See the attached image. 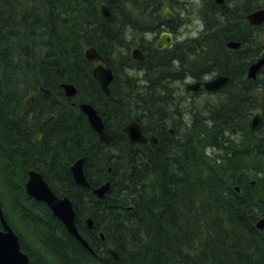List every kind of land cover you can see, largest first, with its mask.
I'll list each match as a JSON object with an SVG mask.
<instances>
[{"label":"trees","instance_id":"1","mask_svg":"<svg viewBox=\"0 0 264 264\" xmlns=\"http://www.w3.org/2000/svg\"><path fill=\"white\" fill-rule=\"evenodd\" d=\"M99 1L38 0L36 15L34 12L36 18L30 20L25 0H0V171L2 168L6 171L13 170L23 183L27 169L33 165L42 172L57 194L67 195L78 203L83 216L94 217L97 229L102 227L106 234L119 237L120 243L126 240L140 242L137 236L143 233L144 242H141L139 250L133 252L129 260H119L117 264H167L171 259L179 260L175 244L185 247L193 238L199 242L196 254L208 256L207 264H264V228L257 227V221L264 217V141L261 142L264 140V132L259 127L253 130L247 126L246 141H230L228 137L229 142L225 145L220 144L218 140L226 136L227 132L234 133L237 112L225 114L218 111L201 119L199 115L194 114L183 129L178 125L173 133L167 127L155 132L144 127L140 122L144 108L125 117V124L130 118H136L141 123L143 133L146 136L151 132L155 133L157 142L136 143L133 146L139 149L136 155L134 151L126 148L129 145L125 141L118 150L125 154L124 166L103 162L102 170L96 173L85 172L91 186H95L104 181L106 165L112 166L108 176L112 177L113 182L104 199L107 202L119 198L113 192L122 187L118 182L119 175L125 176L127 173L132 183L123 184L124 192L130 191L132 197L138 195V200L142 199V204L146 206V216L140 217L138 227L131 228L120 216L112 219L111 224L101 222L107 213L106 210L99 207L93 212L84 205L83 196L91 191V187L80 186L82 192L76 196L69 191L70 185L66 181L65 172L70 174L71 162L83 154H91L90 160L104 161L99 147L93 150L85 149L81 140L82 127L75 124L76 111L61 97L62 82L73 83L77 88V93L69 99L71 103L86 100L97 102L98 97H107L97 80H94L97 90L84 84V76L92 77V68L95 65L94 61L86 58V47H97L111 66L113 79L109 86L110 95L117 93L116 73H119L118 68L125 63L141 65L153 76L155 73L151 71V67L161 66L160 72L162 77L165 76V83L158 87L148 84L141 87L147 98L145 107L149 109L159 104L153 97L156 89L158 92L171 89L170 85L166 87L168 79L172 82L188 75L184 74L183 66L196 69L198 63L205 62L208 71L211 67L210 62L202 58L182 63L180 73L171 72L168 76L173 69L171 65L177 62L172 56L176 48L185 47L188 42L177 43L171 49H157L155 39L142 37V40H149L151 45L146 47L142 42L138 44L146 57L143 60L132 57L130 48L135 43L127 41L125 30L142 33L150 29L151 33H160L162 28L157 18L159 16L163 19L160 11L168 0H146L147 7H142L140 0H104L110 8L109 16L101 14ZM247 6L249 10L252 9L250 2ZM95 7L101 19H98L97 25H92V20L98 17V13L94 11ZM63 15L65 19L71 18L63 20L64 30L60 29L59 23ZM73 20L79 23V28L85 30L88 37L83 32L75 31L72 27ZM115 26L118 27L116 32ZM206 26L207 29L203 33L211 32L213 26ZM221 32L218 28V33ZM226 40L225 36H213L209 39V44L212 47L214 41ZM33 44L36 45L35 49L28 51L29 45ZM22 49L25 52L22 53ZM153 49L160 53L166 62L162 60L160 64H154ZM24 54L27 55L26 58L23 57ZM222 59L223 57L218 56L219 62L215 63L224 64ZM241 62L242 66L249 64L245 59ZM218 68L222 69L220 66ZM223 71L228 73L229 67L228 70H219V73ZM136 74L144 75L141 71ZM33 78L39 79L44 89L52 92L49 94L45 90L41 91L34 102L26 104L24 99L30 92L27 86L33 87ZM174 95L175 92L172 91V97ZM42 98L50 99L51 103L47 102V108L40 112L37 103ZM115 101L118 107H126L131 99L122 92V97L116 98ZM153 101L154 103H150ZM261 102L264 106V99ZM168 103L176 107L177 100L171 99ZM251 104L254 106V102ZM52 108L56 110V115L45 125L40 146L34 147L31 141L33 127L39 123L41 116L49 114L46 112ZM147 118L151 122L156 120L153 115ZM104 124L106 128L108 125L105 119ZM120 126L121 121H113V141L117 134L114 131ZM90 130L89 135L97 140L95 132L91 128ZM123 134L126 136L125 132ZM253 180L255 184H251ZM235 185L240 187L239 191ZM244 186L246 187L243 188ZM246 192L250 193V199L247 198ZM33 204L34 207L29 208L35 211L32 241L42 242V247L35 253L43 252L44 255L29 264H88L91 256L81 248L71 257L56 254L59 251H54V244L49 239H54L53 232L55 233L56 229L60 234L57 242L64 245L75 242L79 245V241L66 231L62 222L56 221L54 227L47 221L45 210L48 208L45 205L38 202ZM147 214L154 218L157 226L146 223ZM79 229L84 234L85 229L81 225ZM135 253L137 256H134Z\"/></svg>","mask_w":264,"mask_h":264},{"label":"bare ground","instance_id":"2","mask_svg":"<svg viewBox=\"0 0 264 264\" xmlns=\"http://www.w3.org/2000/svg\"><path fill=\"white\" fill-rule=\"evenodd\" d=\"M242 0H226V3L217 4L214 2V0H197L198 6L196 7V4L193 3L189 7H181L179 9L181 15H185V13H188L190 16H198V18H201L200 13H204L206 17H210L212 20H214L216 23L221 25H229L230 22L232 23V28L218 33V30L213 32H207L203 33L201 36H186L187 39H184L182 42H179V44H182L184 42H188V44L185 47H177L173 56V60L177 61L176 64L171 65L173 68L169 73H180L181 71V65L186 64L188 62H194L198 59H206L210 62V69L208 71V66L205 64V62L198 63V65L195 67L196 69L190 67V66H183L184 68V74H188L183 79H175L172 80L168 79L166 87L170 85V88L172 89H165L162 92H158V90L154 91V101H158V105L152 106V108L145 107L146 105V95L144 94V90L141 88L142 85H149V86H155L158 87L159 85H162L165 83L164 77H162V73L160 70L162 67H151V71L155 73V76L150 74V72L143 69L141 65H130V63H125L121 67L118 68L119 73H116V78L118 79L116 82V91L114 95H110V89L105 95L107 97L105 98H97V102L92 100H86L79 103L73 102L71 103L69 101L70 97L63 87V84H72L69 82H62L60 85V88L62 89V99L69 102L71 104V107L75 109V116H76V125L80 124L82 127V142L85 144V149H95L99 147V151H101L102 156L104 157V161H97V160H90L91 154L88 156L86 154H83L76 158L73 162L69 164V173H66V181L69 187V191L73 195H77L79 192H82V187H91V191L89 193H86L83 196L84 205L87 209L93 210V212L98 209L99 207L106 210V215L101 222H106L107 224H111V220L116 218L117 216H120V219L124 221V223L129 224L131 228H135L140 226L141 222V216H146L144 209L146 208L145 204H142V199L138 200V195H134L132 197L130 191L124 192L125 185L127 182L130 184L132 181L129 179L127 173L125 176L123 174L119 175V184H122L121 189L118 188L114 193L115 196L119 197L116 200H111L107 202L104 200L106 198V195L110 189H108L103 196H100V192L96 193V189H100L102 186H104L107 182H110L112 184V177L108 176V173L111 172L112 166L106 165V171L103 173V180L101 183L95 186H91V182L87 177V174L85 171H88L90 173H96L103 169V162L113 164L117 163L121 166H124V157L125 154L122 152H119V146H121L123 142L128 143V147H126L129 151L136 153V155L139 153V149L134 148L133 146L135 144H132L128 137H126L123 132H125V127L131 122L136 121L141 129V123L144 127H146L149 130H152V132H155L156 130H164L167 128H173L175 129L176 126H180L182 124H186L191 121L192 116L194 114L199 115V119L201 118H207L213 113L216 114V112L221 111L225 114L232 112H237V121L234 123V128L232 132H227L226 136L220 137L219 143L220 144H227L229 142L228 137L230 141L233 139H237L240 141H246L245 137V128L247 126H250L255 115H258L260 117V130L264 132V106L261 102L262 99H264V61L260 65L259 73L255 76H250L248 74V68L258 63L261 60H264V21L261 23H252L247 18L248 22L246 21L245 27L242 30L236 29L237 25L241 20L239 21V18L234 15L232 21H231V11L237 7V4L241 2ZM255 2L257 0H254ZM98 2V0H97ZM27 9L29 10L28 19L32 20L33 18H36V7L38 0H25ZM108 5L104 0L99 1V11L104 16L105 15L102 11V5ZM109 7V5H108ZM110 10V8H109ZM94 11L98 13V17L92 20V25H97L99 23L98 19H101L99 12L97 11L96 7L94 8ZM35 12V15H34ZM110 14V13H109ZM163 16V15H162ZM200 16V17H199ZM71 18H64V15L61 17L60 29L64 30V23L63 20H68ZM245 20V19H244ZM243 21V20H242ZM157 22L161 26L162 30H165L167 28L176 27L178 28L180 26V22H178V19L174 16L170 19L163 16V19H161L159 16L157 18ZM73 28H75V31L83 32L85 36L88 37L86 34V31L82 28H79V23L73 20ZM131 28V27H130ZM69 29V28H68ZM94 30L93 28H91ZM118 27L115 26V32L117 31ZM69 31V30H68ZM67 32V31H66ZM235 33V35H238V38H235L240 43L238 48L232 49V47H229L228 45L224 44L223 42L214 41L213 46L209 44V39H211L213 36L218 37H227L229 34ZM125 35L127 41H137L135 45L139 44V41L142 40V37L147 39H156L160 36V33H151L150 29L142 33H134L133 30H125ZM149 35H151L149 37ZM148 36V37H147ZM198 37V38H196ZM66 38V36H65ZM232 41V40H230ZM178 42V41H177ZM193 42V43H192ZM26 46V45H25ZM36 45H29L28 51L31 49H35ZM221 47V48H220ZM27 49V48H26ZM241 49V50H239ZM85 50V49H84ZM25 52L24 49H22V53ZM28 54V53H27ZM223 57L222 61L224 64H218L215 63L218 56ZM26 54L23 55L24 58H26ZM153 61L154 64H160L162 60H165L162 58V55L160 53H156L155 49H153L152 52ZM165 58H167L165 56ZM233 59V60H232ZM247 60L248 67L245 68L244 72H241V66L243 62L242 60ZM183 61V62H182ZM166 62V60H165ZM219 62V61H218ZM238 62V63H235ZM221 63V61H220ZM147 64H150V62H147ZM146 64V67H148ZM209 64V63H208ZM238 64V65H237ZM209 65V66H210ZM215 65L220 66L222 69L216 67ZM145 67V68H146ZM229 71L226 72H220V74H224L228 78V83L225 84L224 87H217L210 89L206 84L213 81V79H204L203 83L205 88L202 89V91L194 92L188 89V87H184L183 90H178L173 88V83H175L176 80H185L187 78H206L203 75L206 74H214L219 73V70L226 69ZM93 70V68H92ZM134 71H141L144 75H138L136 73H133ZM199 71H202L201 73ZM131 75V76H130ZM42 78H40L41 80ZM145 79V80H142ZM39 79L33 78V87L27 86L29 88V93L26 95L24 102L26 103V100L28 98H31V100L28 103H32L36 100L37 96L39 95V92L46 91L49 94L52 92L49 89H44L45 87L42 85L41 81H38ZM85 85L88 88L92 89H98L97 84L94 80L93 74L92 77L84 76ZM75 86V85H74ZM37 87V88H36ZM76 88V86H75ZM172 91L175 92V95L172 97ZM122 92H125L127 96H130L131 102L130 104L126 105V107H118L116 98L122 97ZM255 92H258V94H253ZM77 93V88L76 92ZM74 94V95H75ZM73 95V96H74ZM255 95L256 97H254ZM111 96V98H110ZM200 97L204 100L205 108L201 109L204 105L199 102ZM171 99H176L177 104L176 107H171V105L168 103ZM45 102H43V101ZM39 103H37L38 109L41 111H44V109L47 108V104L51 103L49 100H44L42 98ZM150 102V103H154ZM48 102V103H47ZM252 102H254V106H252ZM26 103V104H28ZM85 103L88 106H90L94 111L95 114L101 118L103 121L104 119L107 122L108 126L105 128V134L108 135L110 138L107 140H102L100 137V134L97 132V130L93 127L92 123L89 121L88 115L82 110L81 105ZM36 106V105H35ZM201 106V107H200ZM79 108V109H78ZM141 108H144L141 112L142 120L139 122L136 118H130V120L125 124V117H128L129 115H132L135 111V113H138ZM80 112H79V111ZM256 110H259L256 112ZM149 111V112H147ZM49 114H43L39 120V123L34 125L33 131L31 133V141L34 147H39L41 144V140L43 139L44 133H45V125L49 122V120L56 115L55 109L48 110ZM150 113V114H149ZM84 114V115H83ZM156 118V120H152V122L147 118L148 116H152ZM86 119H85V117ZM135 117V116H132ZM121 121V126L116 128L115 134L116 139L115 141L112 140L113 138V131L111 130L113 125V121ZM123 121V122H122ZM125 124V125H124ZM44 125L43 134L41 137L38 138L39 130ZM75 125V126H76ZM90 128L95 132V135L97 137V140L90 136ZM123 130V131H122ZM150 133L149 136H147L146 141L142 143H148L151 140V137H155V133ZM226 132V131H225ZM90 136V137H89ZM232 139V140H231ZM157 142V138H156ZM133 147V148H132ZM119 152V153H118ZM168 156V155H167ZM166 156V159L168 157ZM165 159V158H164ZM82 160V176L85 177L87 181V185L84 186L76 180V177L72 171V166L77 163L78 161ZM166 161V160H165ZM15 164V163H14ZM16 165V164H15ZM20 167V165H18ZM35 170L42 174L41 171L38 170L37 167L30 165V167L27 169L24 182L22 183L19 178L17 177L16 173L8 169L6 171L5 168H2L0 171V229H3V221L7 223L9 227L13 229V231L16 233L21 251L26 255L28 258L29 263L35 262L39 257L43 256V252L35 253V251L42 247L41 243H34L32 241V235H33V228L35 226L34 220H35V211L33 209L34 204L33 202L42 203L45 205L48 209L45 210V215L47 221L55 227V222L60 221L62 222L61 216L57 215L53 209L49 206L48 203H46L43 200L35 198L33 195H30L27 190V185L30 178V171ZM43 175V174H42ZM44 176V175H43ZM262 177H264V173L262 174ZM255 181H252L251 184H255ZM241 185V181H240ZM114 185H112L113 187ZM244 186L243 188H245ZM53 189V188H52ZM73 189V190H72ZM247 198L250 199V193L246 192ZM123 198V199H122ZM135 198L137 201H135ZM126 199V201H124ZM33 201V202H32ZM74 207H75V224L78 228L80 234L88 244V247L83 245L79 242V245L75 242H71L69 245H64L62 243L57 242V238H59L60 234L58 233L57 229L55 230V233L53 232L54 239L49 238L51 243L54 244V251L56 252V249L59 251V253H56L58 256L65 255V257H71L72 254L79 250L80 248L84 251H86L91 258L88 260V264H117L119 260H129L133 252H136L141 247V242H144L142 239L144 237L143 233H139L137 238L141 240L140 242H133L132 240L123 241L120 243V238L116 237L114 235L106 234L102 227L96 228L95 219L91 215L83 216L80 211L79 204L74 201ZM28 209V210H27ZM135 209V210H134ZM89 220L93 222L92 226L88 225ZM63 223V222H62ZM146 223L151 224L153 226H157L154 222V218L150 217V215L147 214L146 217ZM47 226V222L45 223ZM49 225V224H48ZM64 225V223H63ZM82 226L84 230V234L80 231L79 226ZM66 231L73 236L67 227L64 225ZM93 241H91V239ZM177 247V255L180 258L179 260L171 259L167 261V264H187V263H194V264H207L208 262V256L203 257L200 254H196L198 252L199 242L196 240V238H193L189 242L185 244V247L179 244H175ZM142 251V250H141ZM134 256H137V253L134 254ZM243 264H248L247 262H243Z\"/></svg>","mask_w":264,"mask_h":264},{"label":"water","instance_id":"3","mask_svg":"<svg viewBox=\"0 0 264 264\" xmlns=\"http://www.w3.org/2000/svg\"><path fill=\"white\" fill-rule=\"evenodd\" d=\"M102 11L105 15H109L110 10L108 5H102ZM164 16L168 19L172 18L173 14L171 13L170 9L166 6L164 8ZM247 18L252 23H261L264 21V9L255 10L247 15ZM173 34L169 31H163L159 37L157 42L158 48H163L165 45L171 47L174 45ZM239 42L230 41L228 43L231 47H238ZM133 57L136 59H143L144 54L140 48H134L132 51ZM85 55L89 60H98L100 61L94 68H93V76L96 78L102 89L105 92L109 91V83L113 78V73L111 67L105 63V59L103 55L99 52L98 48L96 47H89L85 51ZM264 60L259 61L256 64H253L249 67V75L255 76L257 71L260 68V65L263 63ZM227 80V77L219 76L213 79L212 82L206 84L210 89L217 88L221 84H223ZM198 83L193 84L190 86L193 88H197L196 86ZM65 92L72 96L76 92V88L72 84H63ZM31 98L26 100L28 103ZM82 110L88 115L89 121L92 123L93 127L97 130L100 134L102 140H107L110 137L105 134L104 131V124L101 118H99L95 111L88 106L87 104L83 103L81 105ZM260 121L259 116H255L252 121V127H256ZM44 125L39 130L38 138L41 137L43 134ZM125 131L128 135V138L132 144L136 142H144L146 141V137L143 135L140 125L136 121H131L126 127ZM151 141H155V137H151ZM82 163L83 161L80 160L72 166V171L76 177L78 183L86 186L88 183L85 177L82 176ZM110 182H107L104 186L100 189H96L95 192L99 193L100 196H103L105 192L109 189ZM27 190L30 195H33L35 198L45 201L49 204V206L53 209V211L61 216L62 222L65 224L69 232L75 236L80 243L88 247V244L80 234L78 228L75 224V208L72 201L67 197H60L58 196L54 190L50 187L48 182L44 179L43 175L35 170L30 171V178L27 185ZM259 227H264V218H261L257 222ZM89 226L93 225V222L89 220ZM3 229H0V264H28V258L26 255L21 251L20 244L16 233L13 231L11 227L7 225L5 221H3Z\"/></svg>","mask_w":264,"mask_h":264},{"label":"rangeland","instance_id":"4","mask_svg":"<svg viewBox=\"0 0 264 264\" xmlns=\"http://www.w3.org/2000/svg\"><path fill=\"white\" fill-rule=\"evenodd\" d=\"M141 6L142 7H147L148 3L146 0H140ZM168 3L171 4V10L174 13V18L176 17L178 19V22H180V26L178 28L176 27H171V28H167L171 31H173L174 36L176 41L182 42L184 39H187L186 36H197L199 34L200 31H202V28L204 26V24H206V22H208L207 17L205 16L204 13H200L201 18H198V16H190L188 13H185V15H181L179 9L181 7H189L190 5H192L193 3L196 4V7L198 6L197 4V0H168ZM151 8H155V6L150 5ZM164 7V6H163ZM163 13V8L160 11V13ZM200 17V16H199ZM151 35H149L150 37ZM148 37V36H147ZM157 40V38L155 39V41ZM131 42H136V41H131ZM142 42L141 44H144L146 47H150V43L149 40L145 39V40H140L139 43ZM135 45H132L130 50H132V48ZM245 68V64L243 66H241V72L244 70ZM184 69V68H182ZM191 78H187L185 80H176L175 83H173V88L174 89H178V90H183L184 91V87L185 84H187V82H190ZM200 103H202L203 105L204 100L200 97L199 100ZM171 105V103H170ZM172 107V105H171ZM201 107V106H200ZM205 108V105L203 107H201V109ZM259 110H256V112H258ZM187 124H182L179 127L181 129H183ZM258 140L260 141V138H258ZM264 140H261V142H263ZM219 152H222L219 150ZM222 159V158H220Z\"/></svg>","mask_w":264,"mask_h":264},{"label":"flooded vegetation","instance_id":"5","mask_svg":"<svg viewBox=\"0 0 264 264\" xmlns=\"http://www.w3.org/2000/svg\"><path fill=\"white\" fill-rule=\"evenodd\" d=\"M214 2H216L217 4H221V3H226V0H214ZM251 3L252 4V9L251 10H249V7L247 6L248 5V3ZM170 6H171V4L170 3H168ZM172 8V7H171ZM257 9H264V0H257L256 2L254 1V0H242L241 2H240V4L238 3L237 4V7L235 8V9H233L232 11H231V13H232V15H231V21H232V19H233V17H234V15H236L238 18H239V21L241 20V22H239L238 23V25H237V27H236V29H238V30H242V29H244V27H245V24H246V21L248 22V20H247V15L249 14V13H251V12H253L254 10H257ZM207 19H208V22H206V24H204V26H203V28H202V31H200L199 32V34L197 35V36H200L203 32H205L206 31V29H207V24H210L211 26H213V27H211V29H212V31L211 32H213V31H216V30H218V28L219 29H221L222 30V32H224V31H227V30H229V29H231L232 28V26H231V22H230V24L229 25H221V24H218V23H216L214 20H212L210 17H207ZM245 19V20H244ZM243 20V21H242ZM169 30V29H168ZM235 36H237L238 37V35H235V33H231V34H229L228 36H227V40H226V42H223L224 44H226V45H228V41H230V40H232V41H235L236 39L234 38ZM158 39V38H157ZM174 39H175V36H174ZM176 40V39H175ZM224 40V39H223ZM177 42V41H176ZM237 42H238V40H237ZM178 43V42H177ZM234 48H236V47H232V49H234ZM161 49H163V48H161ZM164 49H171V48H167V47H164ZM236 63V62H235ZM246 67H248V65H245V68ZM260 71V70H259ZM259 71H258V73H259ZM220 73H214V74H206V75H203V76H205L206 78H197V77H195V78H191V81L190 82H187V84H186V86H190V85H193V84H196V83H198V85L196 86V87H198L199 88V90H197V91H195V92H199V91H202V89H204L205 88V86H204V83H203V81H204V79H213V78H215L217 75H219ZM223 75V74H222ZM228 82H226V84H227ZM225 85L223 84V85H221L220 87H224ZM193 88V87H192ZM193 89H197V88H193ZM253 94H258V92H255V93H253Z\"/></svg>","mask_w":264,"mask_h":264}]
</instances>
